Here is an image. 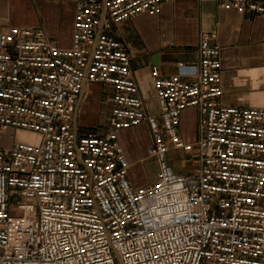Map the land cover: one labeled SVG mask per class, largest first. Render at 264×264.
<instances>
[{
    "label": "built area",
    "instance_id": "obj_1",
    "mask_svg": "<svg viewBox=\"0 0 264 264\" xmlns=\"http://www.w3.org/2000/svg\"><path fill=\"white\" fill-rule=\"evenodd\" d=\"M47 1L74 4L70 47L41 27L0 30V264H264V108L222 103L217 35L201 32L171 76L152 67L149 113L115 28L174 0ZM200 1L264 18V0ZM90 84L110 102L96 131L76 120ZM143 124L158 172L136 185L119 133Z\"/></svg>",
    "mask_w": 264,
    "mask_h": 264
},
{
    "label": "crops",
    "instance_id": "obj_2",
    "mask_svg": "<svg viewBox=\"0 0 264 264\" xmlns=\"http://www.w3.org/2000/svg\"><path fill=\"white\" fill-rule=\"evenodd\" d=\"M74 15L75 6L71 2L0 0V30L16 26L14 17H18L17 26L41 27L61 47L71 46ZM201 32L216 34V43L221 47L222 103L226 106L264 108V18L252 12L225 10L210 1L174 0L164 4L158 16L141 14L115 28L116 38L126 45L132 58L131 67L147 111H158L152 67L158 66L162 75L171 76L177 72L178 62L195 61ZM155 55L159 59L158 65L152 61ZM104 91L107 90L102 85L90 84L79 96L76 120L84 130L89 128L80 122L82 107L90 97L92 130L104 111ZM190 116L195 122L193 133L187 128ZM144 126L148 129L146 124ZM197 128L198 111L186 110L181 120L184 138L194 141L198 135ZM119 137L131 164H140L144 158H133L124 131L119 133ZM151 142L152 139L149 146ZM178 159L181 162L186 160L185 155L178 156ZM176 163L172 164L176 172H188L179 162ZM133 181L136 185L142 184L135 179Z\"/></svg>",
    "mask_w": 264,
    "mask_h": 264
},
{
    "label": "rangeland",
    "instance_id": "obj_3",
    "mask_svg": "<svg viewBox=\"0 0 264 264\" xmlns=\"http://www.w3.org/2000/svg\"><path fill=\"white\" fill-rule=\"evenodd\" d=\"M39 4L38 6L41 5ZM17 19L18 17H14V24L16 26L19 25ZM106 93L107 91H104L103 97H102V100L104 102V105H103L104 111L101 114V116L98 118L97 124L91 127L92 130L94 131L97 130V127L104 125L107 122V119L109 116L110 102H109V99ZM82 108L83 109L81 110L82 116H81L80 122L87 124V128L89 129H86V131H90V122H91L90 97H89V100L85 102V105ZM105 111L106 112L108 111V112L106 113ZM144 125L124 131V138L126 139V142L132 152L133 158L135 160L140 156L144 158L140 164L132 165L129 171L131 178L139 182H142V184L148 181L149 182L155 181L157 172H158V167H157V163L155 162V160L147 157L148 156L147 149L150 143L151 135H150L149 130ZM187 128H188V132L190 133L195 132L196 128H195V122H194L193 116L189 117V120L187 121ZM170 162L171 164H177L176 162H179V164H181V166L184 169L190 172L193 171V166L195 165V163L190 159H186L181 162L180 159H178V156L176 157L174 154L170 157Z\"/></svg>",
    "mask_w": 264,
    "mask_h": 264
},
{
    "label": "water",
    "instance_id": "obj_4",
    "mask_svg": "<svg viewBox=\"0 0 264 264\" xmlns=\"http://www.w3.org/2000/svg\"><path fill=\"white\" fill-rule=\"evenodd\" d=\"M152 61H153L154 65H158V64H159L158 56L155 55V56L152 58Z\"/></svg>",
    "mask_w": 264,
    "mask_h": 264
}]
</instances>
